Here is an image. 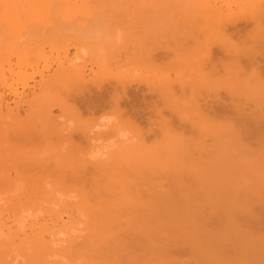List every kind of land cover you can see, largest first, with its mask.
I'll use <instances>...</instances> for the list:
<instances>
[{"label": "rangeland", "instance_id": "obj_1", "mask_svg": "<svg viewBox=\"0 0 264 264\" xmlns=\"http://www.w3.org/2000/svg\"><path fill=\"white\" fill-rule=\"evenodd\" d=\"M81 2L86 4L83 5L81 3L82 6H85L83 7L84 11L89 13V16L87 15L82 17L77 13L74 15V17L69 18L70 22L67 21L69 23L68 24L65 20H63L65 19L64 16L66 13V8H63V13L61 10H59V8H55L52 10V12H49L50 14L48 13V15H46L48 18L45 17L44 20L47 19L48 22H52L54 25H60L61 27L62 25L64 27L65 24V28H67L69 25L67 30L62 27V30L58 29L57 33V29H55L56 25L55 27L53 26V29L50 33H48L47 36L50 37L48 39L50 42H48L47 39H44L46 36L44 37L43 35L41 37L43 38L42 40H40V38L37 40V37L40 36L39 34L41 33H37L38 36H35L36 34H34L33 38L32 36L29 38V44L30 40L32 44L28 45L29 47L26 48V52L31 49L27 52L28 54L26 53V56L31 57L32 62L43 54V57L48 59V61L51 62V65L54 67L53 69H55V63L57 60L55 58H57V55H59L58 53L61 52L63 48L67 47L66 49H68L69 58L77 55L74 63L76 62L77 65L80 64L81 66H84L86 76L85 82H89H87L88 85L86 84V89L70 86L67 89L68 92H66L67 90L64 89L65 92H63V90L62 93H55L54 96H59V101L60 99L62 102L66 101L65 104L67 103V111H64V109H66L65 107L63 109V107H60L58 104H56L58 103L56 101V103H51L52 109L49 106L51 110L52 121L49 122L50 119L48 118L43 120V117L35 118V123L38 125L36 126L33 122L32 125L35 128L30 129V133H32L34 136H37L38 134V136L41 137H35L36 139L31 138L33 139L31 141L36 142V140L40 138L39 142H31L33 144L32 145L31 143L24 141L27 143H25L26 147L24 146L22 149L24 143L21 145V147L19 146L23 141L21 142L19 140L20 143L17 141L19 145L17 147V143L13 142L14 140L12 141L10 139V142L13 144L12 145L10 142L6 143V140L4 142V140H1L0 138L1 145L4 142L3 145L6 147L4 148L0 145V152L5 153L7 158L9 157L8 154H10V157H14L11 158L12 160L10 159L11 161L15 159L14 163L17 159V161H19V159L23 158L21 155L25 156V154H31H29L30 156L28 155L29 157L26 156L28 157L26 159L28 162H16L15 164H13V162L11 163V161L9 162V158L6 160V155L4 156V154H1L2 157L0 155V178L5 177L3 178L4 182L2 179H0V200L1 198H4V200L8 198L7 200L11 202L10 203L7 200L4 201L3 199V201L0 202V204H2L0 205V212L2 214L4 213L2 216V221L6 223L7 227H12V232L16 231L15 229L17 228V225L13 224L12 220H14L15 217L18 220L19 218L17 217L23 210L24 215H20V220H23V222L20 220H18V222L20 221L22 225H26V230L29 229L28 226H30V219L31 221L38 220L39 223L46 222V220L48 221L49 217L52 216L53 210H51V208L50 212H48L46 209H49V206L47 208L44 206L45 210L43 211V205L40 204L42 202L39 203L37 200L39 201V199H43L42 196L44 194L49 195L50 191H52L51 189L54 187V184L60 183L61 185L72 186L76 183V181L79 182L81 178L82 179L80 182H82V184L87 185L91 183V180L97 177V173L94 172L95 170L91 165L89 166V164H87V161H85V156H89V153L91 152L90 150H92L91 146H96V144L92 143L91 134L89 135L90 132L88 134L86 133L90 130L94 131L96 126L93 127V125H97L96 123L99 122L101 116H115L118 118V126L121 131H127L130 133V135L135 134L134 136L138 135V137H141L143 140H145L144 142L149 147H155L162 141V131L164 132L165 129L167 131L166 133H168V136H171L175 141L172 145L171 151L173 150L177 153V155L179 154L177 157H181V160L179 159L181 162H191V165L195 164L194 166H198V168L202 167L204 173L206 171L208 175L210 172L213 173L214 171V177L218 178H216L217 180L215 179V181L217 182L220 179V183H217L220 186H216L213 183L214 179L212 180L214 177L212 176L210 179L206 176V173L201 176L202 172H199L200 175L197 173L194 177L193 175H190L189 177V175L184 174L183 176L186 178H184V180H186L188 183L187 185L189 186V189L187 188V190L184 192H188L189 194L184 193L183 196L172 194L173 196L169 197L167 194L162 195L158 191H152V197L154 200L153 202L157 205L156 206L154 204V207L160 210H156L154 208L158 214H154L155 212L152 213L149 211H145V214L143 212H140V215L138 214V219L140 218L138 222V224L140 223V228H137V231H133V245L131 243V246H129L122 254H120V258L118 259L121 261L118 260L119 264L122 262L123 264H140L142 262L143 264H166V262L163 263L160 260L163 258L162 254L164 255L163 259L166 261L168 260V263L170 262L169 264H216V262L217 264H264L263 252H261L262 255H260V251H264L262 249L264 248V42L261 40V43H258L259 41L255 42L257 37L256 34H259L260 30L263 29L261 28L263 24L261 25L260 30L259 28H256L264 21L260 20L262 17H259L262 16V13H259V15L256 16L253 14L249 16L248 14L245 15V12L242 10V5L247 2L246 0H81ZM207 8L209 10L211 8L212 10L216 8L214 10L222 11L223 14L221 13L220 20L209 16L207 14L208 11L206 12ZM22 13H24V11L19 14ZM1 14L0 28L2 29V25H4V23L6 24L7 22H5V15L1 17ZM28 16L29 14L26 12L21 16L23 17L22 19L24 22L30 18ZM242 16H248L246 18L249 20ZM224 17H226V21L224 20L225 23L222 24L224 22ZM251 18L252 20L254 19V21L250 20ZM255 20H260L261 22L256 24ZM219 21H221V23ZM223 25L224 27H221ZM218 27H220L221 30H219L220 28L218 29ZM255 28L259 31V33L258 31H255ZM215 30H218L220 36L223 35L224 37H222V39L220 38L219 40L222 41L223 39H229V42H231L230 44L227 40L224 41L229 45H232L230 48L232 47L233 49L228 48L230 49V52L225 46H223V41L221 42L218 40L220 42L219 43L217 40H215L217 39L215 35L218 34V32L216 33ZM224 34L227 36V38L224 36ZM32 39H34V43L32 42ZM224 45H226V43H224ZM43 57H39L40 66L43 65ZM52 73L53 72L51 71V74ZM120 77L122 80H125L123 87L116 83L118 80L121 81ZM36 80H38L37 77ZM30 85H33L32 82H30ZM36 88L35 91L38 92V88ZM31 92V90L30 92L29 90L26 91L28 96L31 95ZM3 95L4 101L8 103L12 101V98L8 92L5 91ZM12 105L13 103H10L11 107ZM21 105V108L19 109V118L25 119L24 115L27 114L28 108L26 107L25 103H22ZM196 105L198 108L195 107ZM192 106L194 107L192 108ZM192 110L194 113L196 110H198L197 113L201 112L199 115H201V119H203L204 123H206L205 126L202 122L203 130L205 128L204 132L201 130V132L197 131L198 124L196 123L198 122L197 120L200 118V116L197 120L193 119L196 117H192ZM181 115L187 116L188 118L186 119L188 121L184 120L185 117H182ZM201 119H199V121H202ZM40 121H43V123H40ZM45 121L49 122L50 124L46 123ZM105 123L106 124L101 127H109V125L112 124L111 121H106ZM208 126H213L214 128L217 127L215 128L217 131L215 136L218 139H216L215 142H218L219 144H215L214 139H211L213 134H211V129L209 130ZM39 130H41V132H39ZM206 130L209 131L206 132ZM130 137H132V135ZM2 139L4 138L2 137ZM66 139L68 141H65ZM198 141L200 144L204 145L201 146L199 144L202 148L206 147L205 149H207V153H211L210 155H202V152L197 150L198 147H196L195 143H198ZM202 141L203 143H201ZM220 146L222 151L219 148ZM11 147L13 151L11 150ZM7 148H9V150ZM16 148L18 150L19 148L20 150H24L22 152H25V154H21L19 152L20 154L18 155V153H14L18 152V150L16 151ZM6 149L9 152L8 154L6 153ZM213 149H217V153H215V150L213 151ZM10 150L12 153H10ZM27 150L32 152L27 153ZM72 152L73 157L77 154L79 156L80 153L83 154V156L85 155L83 157L80 154L78 160L75 159V157L74 160H77L76 162L74 160L70 161V159H68V164L72 165V169H80L78 166L82 167L80 169L82 172L80 170L78 172L80 176L78 174L75 176L79 180H74L75 177L72 180V176H70L71 174L69 171H67L68 173H65L67 175L64 174L65 177L67 176V179H64V175L62 174L61 175L63 177L60 179V174L57 175L56 169L52 166L54 161L52 162V160L49 158H51L50 156H54V154L57 153L62 154L60 157L62 158V156L64 157L67 153L71 154ZM218 152L221 153V155L223 154V156H216L219 161H215V165V163L212 162L213 159H216L214 158L213 154H218ZM186 155L187 157H185ZM3 157V160H6V163L1 159ZM210 157L212 160H209ZM246 157L249 159V161L245 163L244 160ZM24 158L22 160H25ZM33 159H35V161H41L40 159H42V161L35 162ZM88 159L89 157L86 160ZM84 162H86L88 168ZM211 162L213 171H208V169H210L208 166H211ZM62 163L63 160L60 161L61 165H63ZM65 163L66 162H64V164ZM68 164L67 166L65 165L66 168L70 166ZM82 164L85 166V168H83L84 166H82ZM184 164L189 165L190 163ZM244 165H246V168ZM243 167L245 168L244 170ZM71 168L69 167L67 169L70 170ZM77 169H75L76 172L78 171ZM242 171H245V173ZM6 172L9 174L8 177ZM205 177H207V180L210 179L209 182L206 180L207 185H205L208 186V183L212 185V187L214 185L216 191L219 190L221 193L225 192L226 195L228 194L227 199H225V196H219L225 194H219L218 192H215L214 188L212 190H214L215 193L213 191V193H209L210 191L207 190L209 187L207 189L201 187V189H205H203L202 192L199 188L200 185L204 183L203 179H205ZM7 179H10L11 182ZM248 179L250 181L253 180L252 183H254L253 186H249L250 188L248 185L249 183H252L250 181L248 182ZM201 180L203 183L199 184ZM223 180L228 183H224L225 185H228V187L222 185ZM145 181L150 185L153 184L152 179H147ZM242 181L244 184L240 183ZM8 182H10L9 184L11 185H8ZM231 182H234V184ZM138 183H140V181ZM47 185L49 187H46ZM241 185L245 187H242ZM221 186H223L226 191L229 190L231 193L224 191ZM229 186L232 187L230 188ZM212 187L210 186L209 190H211ZM216 187L219 188L216 189ZM35 188L37 191L41 189L42 194H40L42 196L38 195L39 191L37 193H33V191L36 190ZM46 188L48 189V193ZM227 188L229 189L227 190ZM198 189L200 192L197 191ZM195 191H197L198 194ZM31 192L33 194H30ZM191 192L193 193L191 194ZM249 192H254V197L257 195L259 196L257 197L258 199L255 198V201L249 203L251 198L253 199V195ZM196 194L201 195L200 198ZM239 194L241 196H245L246 200L247 197H249L250 201L247 202L248 200L246 201ZM247 194L249 196H246ZM33 195H35L34 198ZM47 195L44 196V199L46 201L49 199L48 203H51V197H48ZM189 195H191V197ZM184 196L185 198H183ZM25 197L27 199L30 197V199L27 201ZM214 197L216 200L213 199L212 201L211 199ZM219 197H221V201ZM238 197H241L242 200L240 198L239 201ZM182 198L185 200H183L184 202H182ZM197 198L199 200H197ZM18 199L21 200H19L21 203L17 201ZM189 199L190 202H188ZM217 199L220 203L217 201ZM230 199L232 200L231 202ZM236 199L238 200V203ZM33 201L35 203L34 206H36V203L38 206H30V203L33 205ZM223 201L224 204L221 205ZM228 201L231 205L228 203ZM16 202L18 204L17 206L16 204H13ZM162 202L164 203L162 204ZM216 202H218L220 205L219 207L217 206L218 204L214 206ZM6 203L13 204V207L9 204L7 205ZM182 203H184V206ZM20 204H23L24 206H21ZM26 204L27 206L29 205L28 208ZM244 204L245 206H243ZM163 205L168 207H164ZM18 206L23 207V209L21 208L22 210L20 209L19 211ZM61 206H59L61 207L59 210H62L61 213L64 212L63 216L65 215V219L66 214H71L73 217L75 216L74 213H71L72 211H70L69 208L65 210V204H62ZM176 206H178L179 209L181 208V210L178 211V207ZM185 206H187V208L189 206V208L187 209ZM30 207H32V209ZM37 208L42 209H39L38 211ZM175 208H177V211ZM17 209L18 211H15ZM195 209L196 211H194ZM171 210L174 214H172ZM189 210H191V213ZM24 211H27V214ZM205 211L208 213H205ZM198 212L201 216L198 214ZM169 213L172 216H168ZM30 214L33 216V218L30 216ZM209 214L211 217H209ZM154 215L157 216L155 217ZM164 215L169 218L166 219ZM173 215L179 218L176 219V217ZM21 216H26L25 219L29 217V219H27L29 223ZM140 216L143 217L142 220ZM195 219H198V221L196 222ZM223 219H225V222L221 224L224 221ZM17 220H14V223H16ZM167 221H170V223H167ZM174 221H178V223L181 221L180 225L178 223L176 224ZM184 223L185 225H183ZM171 224L178 225L179 227L174 225L172 226ZM118 225L119 224H117V226ZM118 227V229H125L124 225V228H121V226ZM151 227L154 229L153 232L155 231L157 233L154 232V234L151 232ZM225 227L228 228L226 229ZM171 229L174 232H172ZM191 229H193V232ZM240 229L241 232L237 231ZM206 230H208V232ZM135 231L137 233L134 234ZM171 232L176 234H172ZM140 233H142L141 236L143 238L145 237L144 234L146 236L149 235L151 239H149V237H147L148 240L146 239L149 242L152 241L154 243L156 239L157 243H154L156 249H159L160 251L163 249L165 250L161 252L159 251L160 253H157L155 252L157 250L152 247L155 249V253L152 251L151 255V253L148 252L153 250L152 248H148L151 243L147 242V244L146 241H144L146 237L144 239L141 238ZM148 233H151V235L153 233V235L151 236ZM207 233H209V237L205 236ZM212 235L213 238L211 239L210 237H212ZM196 236L198 237L196 238ZM202 236L205 238L203 237V239ZM138 238L140 239L138 240ZM158 238L160 241H158ZM189 238L190 240L194 239L195 243H193L194 240L190 241ZM219 238L223 242L220 241ZM213 239H215L214 242ZM205 240L207 241L205 242ZM211 241L213 243H210ZM141 242H143V244H141ZM171 242L172 244H170ZM217 242L219 244H217ZM221 242L222 245L220 246ZM197 245L200 246V248L197 247ZM209 245L211 248L208 247ZM141 249L143 250L141 251ZM208 249H212L210 251L211 253ZM257 250L260 253H258V255H256ZM169 252L173 256H170ZM156 253L158 255L155 257L153 254ZM6 256L9 259L10 255H5L4 261L2 260V256L0 257V261L2 260L3 262H6ZM145 256H147V258ZM208 256L212 259L210 260ZM260 256L262 260H259ZM143 257L145 258L143 259ZM170 258H172V260ZM135 259L136 261L138 260V262L133 261ZM155 259H158L159 262ZM175 260L177 262H173ZM144 261L147 263H144ZM20 262L18 264H20Z\"/></svg>", "mask_w": 264, "mask_h": 264}, {"label": "bare ground", "instance_id": "obj_2", "mask_svg": "<svg viewBox=\"0 0 264 264\" xmlns=\"http://www.w3.org/2000/svg\"><path fill=\"white\" fill-rule=\"evenodd\" d=\"M74 1L75 0H25V1L24 0H0V14L2 13L1 17H3V15H5L6 21L5 20L4 21L7 22L6 24L4 23V25H2V29L0 28V89H1V92H0V138H1V140H4V142L6 140V143H9L11 140L12 141L14 140L13 142H15V143H17V141H19V140L21 142L23 141L22 143H20V141L18 142V143H20V146L17 143V147L18 146L21 147V145L24 143L23 146H22V149L24 148V146L26 147L25 143H27V142L28 143H31V142L34 143L35 141H31V140L36 139L35 137H41V136H38V134H37V136L36 135L34 136V135H32V133H30V129L35 128L32 125L33 122L36 125L35 118L43 117V120L48 118V119H50L49 122L52 121L50 107H51V103H56V101L58 102L56 104H58L60 107H63V109L65 107L66 109H64V111H67V107H66L67 103L65 104L66 101L62 102L61 99L59 101V98H58L59 94L57 95L58 97H56V96H54L55 93H57V92H61L62 93V91L64 89L67 90L70 86H76V88L81 87L80 89H86V86L88 85L87 82H89V81L85 82L86 81L85 80L86 76H85L84 66H81L78 63L80 65L79 66V65L76 64V62L74 63V60L77 58V55L69 58V56H68L69 52H68V49H66L67 47L63 48V49L61 48L62 50H61V52L58 53L59 55L56 54L57 58H55V59H57V60H56V63H55V69H53L54 67L51 65V62H49L48 59L43 57L42 53H41L42 56L41 55L39 56V57H43V60H42L43 65L42 66L39 65V59H40L39 57H37L38 59L36 58L32 62L31 61L32 60L31 57H27L26 56V53L29 50H31V49H29L26 52V48L29 47L28 45L32 44L31 40H30V44H29V38H31V36L33 38L34 34H36L35 36H38L37 33H41V34H39L40 36L37 37V40L39 38H40V40H42L43 38H41V37L43 35L44 37L46 36V38H44V39H47V41L50 42L48 40L50 37H47V36H48V33H50L51 30L53 29V26L55 27L56 24L54 25L52 22H48L47 19L44 20L45 17H47L46 15H48L49 12H52V10H54L55 8H59V10H61L62 13H63L64 9L66 8V13H65V16H64L65 19H63L66 22L67 21L70 22L69 18L74 17V15H76L77 13L80 14L82 17L83 16H87L89 14L86 11H84L83 7H85V6H82L83 3L81 2V0H76L75 2ZM246 1L247 2H245L244 5H242V10H243V12H245V15L248 14V16H249V15L253 14L254 16H256V15H259V13L260 14L262 13V16H259V17H262V18H260V20H264V18H263V16H264V0H258V1L257 0H250V1L246 0ZM83 5H86V4H83ZM208 8L206 10V12L208 11L207 14L209 16H212L214 19L216 18L217 20H220L222 11L214 10L216 8H214L213 10L211 8L209 10ZM224 9H225V7H224ZM23 11H24V13L26 12L27 14H29L28 17H30L26 22H24L23 19H22L23 17H21L24 13L19 14V13H21ZM240 12H241V10H240ZM43 16H44V18H43ZM229 16H232V15H229ZM248 16H242V17L246 18ZM41 18H43V19H41ZM225 18L226 17H224L223 21L225 20ZM246 19L249 20L248 18H246ZM250 20H252V18ZM260 20L259 21L255 20V23L259 24V22H261ZM225 21L222 24H224ZM252 21H254V19ZM219 22L221 23V21H219ZM220 23H219V25H220ZM256 24H254V25H256ZM262 24L264 26V21L261 24H259L260 26L256 25L257 26L256 28H259V30L261 28H263V29L260 30V33L255 28L256 29L255 31H258V33H259V34H256L257 37L255 39V42L259 41L258 43H261L260 40L264 42V27L263 26L261 27ZM57 26L58 25H56L55 29H57L56 31L58 33V29L62 30L63 25H62V27L60 25L58 26V27H61V28H58ZM65 26L66 25L64 24L63 28L67 30L69 25H68L67 28H65ZM221 27H224V25L221 26ZM219 28L220 27H218V29ZM219 30H221V28ZM70 32H71V30H70ZM217 32H218V34H217L218 36L215 35L214 32L213 33H214V35L217 38L215 40H217V42H219V41H221L219 39L220 38L222 39L223 35L220 36V33H219L218 30L216 31V33ZM214 35H212V36H214ZM224 36H226V35L224 34ZM226 38H227V36H226ZM34 39H32V42H33ZM224 40H227L229 42V39H223L222 41L224 43H226V45H224V43H223V46H225L227 49L230 48V46H232V45H229L231 42H229V44H228ZM51 42H53V41H51ZM228 45H229V47H228ZM230 49H228L229 52H230ZM13 60H14V62H13ZM51 71L53 72L52 74H51ZM36 77L38 78V80H36ZM120 80L121 81L118 80V82H116V83L119 86L123 87L125 80H122L121 77H120ZM30 82H32V84H33L32 86L30 85ZM182 84H183V82H182ZM82 86H84L85 88L82 87ZM36 87L38 88V92L35 91ZM27 90H29V92H30V90L32 91L31 95L28 96V94L26 93ZM65 90L63 92H65ZM5 91L8 92L9 95L11 96V98H12L11 100L12 101H10V103H13L14 106L12 105V107H11L10 103L4 101V95L3 94L5 93ZM71 91H72V89H71ZM66 92H68V90ZM73 92H75V91H73ZM69 93H71V92H69ZM64 94H66V93H64ZM64 94H62V95H64ZM22 103H25L26 107L28 108V112L26 111L27 114L24 115L25 119L19 118V116H20L19 115V112H20L19 109L21 108L20 105ZM21 106H23V105H21ZM193 107L194 106H192V108ZM195 107L198 108L197 105ZM51 109H52V107H51ZM197 111L198 110H196L195 113H194L193 110H192L193 113L191 114L192 117L193 116L196 117V118H193L195 120H197L199 116H200L199 119H201V115H199L201 112L197 113ZM181 116L185 117L184 120H187L186 118H188L187 116H183V115H181ZM199 119L197 120L198 122L196 123V124H198L197 126L199 128V129L197 128V131L201 130L202 132H204L205 128L203 130V124L206 126V123H204L203 119H201L202 121H199ZM41 122L43 123V121H40V123ZM49 122H46V123H49ZM202 122H203V124H202ZM96 124H98V123H96ZM31 126H32V128H31ZM94 126H96V125H93V127ZM101 126H103V125H101ZM104 127H106V126H104ZM107 128H108L107 131H92V130H90V131H87V133L85 132L86 134H88L90 132L89 135L91 134V140H92V143H94V144H96L95 143L96 141H103V142L107 143V142L113 141V140H115V142L117 144V147L114 150H112V151H110L108 153V158L107 159H97V160L88 159V160H86L89 156L87 155L88 157H86L84 155L85 158H86L85 161H87V164H89V166L91 165L92 168L95 170L94 172L97 173V177L94 178L93 180H91V183H89L87 185L86 184H82V182H80V180L82 178L79 180L78 178L75 177L82 167L78 166V167H80V169H77V168L72 169L73 168V167L71 168L72 165L68 164V159H70V161H72L76 157L75 159L78 160V157L80 156L81 153L79 154V156L77 154L74 157H73V152L71 153L72 155L67 153L64 157L62 156V158H60L61 155H62L60 153L59 154L58 153L54 154V156L53 155L50 156L51 158H49V159H51L52 162L54 161L53 163L51 162L52 166L56 169L57 175L60 174V176H59L60 179H61V177H63L62 175H64L65 173H68L67 171H69V173L71 174L70 176H72V180L75 177L74 180L78 179L79 182L76 181V183L75 184L73 183L74 185H72V186L71 185L70 186L61 185L60 183L54 184L53 189H51L52 191H50V189H49V191H50L49 195L44 194L43 196L41 195L42 194L41 189L38 190L39 192L36 189L37 187H41V186H37L35 188L36 190H34L33 193H37L38 192V195H41L43 199H44V196H46V195L48 197L49 196L51 197V200H50L51 203L50 202L48 203L49 199H47V201L45 199L44 200L43 199H39V201L37 200V202H39V203L42 202L40 204L43 205V208H44V206H45V208H47L49 206L48 207L49 209H46V210H48V212H50V209L52 208L51 210H53L52 211L53 214L50 217L48 216L49 217L48 221L46 220V222L39 223L38 220H34V221L32 220L31 221V219H30L29 220L30 221V226H28L29 229L26 230L25 229L26 225H22L21 222H23V220L22 221L20 220L21 219L20 215L23 214V210H22L23 207H19L18 206L19 211L22 208L21 209L22 210L21 214H19V216L17 217V218H19L18 220H20L21 222L19 221L20 222V224H19V222L16 219V217H15L14 220H17L16 223H18L19 225L14 223V220H12L13 224L17 225L16 226L17 228L15 229L16 231L12 232L11 231L12 227H9V226L7 227L6 223L4 221H2V216L4 215V213L2 214L0 212V257L2 256L3 257L2 260L4 261V256L5 255H10V257L8 256L9 259L6 256V259H7L8 262L7 261L3 262L1 260L2 262L0 261V264H16V263L18 264L20 261H21L20 264H119L118 260H120V259H118V258H120V254H122L129 246H131V243L134 242V240H133V231L134 230L137 231V228H140V226H139L140 223L138 224L139 219H140V218L138 219V216L140 215L139 213L140 212L144 213L145 211L146 212L149 211V212H152V213L155 212L154 214H158L156 212V210L158 208L156 209V207H154L155 203L153 202L154 200H153V197H152V194H153L152 191H158L162 195L167 194V196H169V197L170 196L172 197L175 194L183 196L184 193H185L184 191H186L187 188L189 189V186L187 185L188 183L186 182V180H184L185 176H183V175L187 174V175H189V177H190V175H193V177H194L197 173L200 175L199 172H202L201 176H203V174L206 173V176L211 179L212 176L213 177L215 176V175H213V174H215V172L213 171L212 162L215 163V161L216 162L219 161V159H217V157H216L217 155L221 156V157L223 156V154L221 155V153L218 152V154H213L214 158H216L215 160L214 159L212 160L211 157H210L209 160H212V162H211V166L210 165H209L210 167L208 166V168H210V169H208V171L212 170L213 173L210 172L209 175H208V173L206 171L204 173L203 168L201 166L200 167L202 168V170H201V168H198V166L197 167L194 166L195 164L191 165V162H185V161L181 162L180 161L181 157L180 158L177 157L179 154L177 155L176 152H174L173 150L171 151L172 145H173V143L175 141H174V139L171 136H168V133H166L167 131L165 129H164V132L162 131V134H163L162 141L155 147H149V146L146 145V143L144 142L145 140H143V138L138 137V135L134 136L135 134L134 135L131 134L132 137H130L131 136L130 135L127 140H121L120 139L121 130H120L119 126L110 124L109 127L107 126ZM215 128H217V127H215ZM215 128L213 126H208V129L209 130L211 129L210 130L211 134H213L212 135L213 138L211 137V139H214V143L215 144H219L218 142H215L216 139H218L215 136L216 132H217ZM209 130H206V132H208ZM37 131H38V129H37ZM31 132H32V130H31ZM39 132H41V130H39ZM39 132H37V133H39ZM219 132H221V131H219ZM44 133H46V132H44ZM110 135H111V137H110ZM2 137L4 139H2ZM31 138H33V139H31ZM39 139H37L38 141L36 140L35 143L39 142ZM1 140H0V145H1ZM24 141H27V142H24ZM65 141H68V140L66 139ZM93 141H95V142H93ZM4 142H3V144H4ZM201 143H203V141ZM3 144L1 145L2 147H4ZM195 144H196V147H198L197 150H199V152H202V155H206L207 156V155L211 154V153H207V151H206L207 149H205L206 147H204V148L201 147V146H204V145L200 144L199 141H198V143H195ZM217 146H219V145H217ZM95 147L96 146L92 145L91 146L92 150H90V151H93ZM4 148H6V147H4ZM27 148H28V146H27ZM219 148L221 150V146ZM7 149L9 150V148H7ZM22 149L20 150V148H19V150H20L19 151L16 148V151L18 150V152H14V153H18V155L20 153L21 154L22 153L25 154V152H22V151H24ZM8 150H7V152L5 151L7 154L9 153ZM11 150H12V147H11ZM214 150L215 149H213V151ZM223 150H224V148H223ZM3 151H4V149H3ZM12 151L10 153H12ZM216 151H217V149L215 150V153H217ZM29 152H32V151H28L27 150V153H29ZM208 152H209V150H208ZM1 154H4V156L6 155L3 152H0V155ZM29 154H25V156L21 155V157L22 156H23V158L25 157L24 158L25 160H22L23 159L22 158V159H19V161H17L18 160L17 159L16 162L17 163L18 162H21V163L23 162L24 163V161L26 162L27 161L26 159L31 155V154L30 155ZM81 155L83 156V154H81ZM183 155H185V154H183ZM8 156H9L8 157L9 158L8 161L10 162L12 160L11 158H14V157H10V154H8ZM26 156H28V157H26ZM1 157H2V155H1ZM21 157H19V158H21ZM36 157H35V159H36ZM185 157H187V155ZM5 158H6V160L8 159L7 155L5 156ZM39 158H41V157H39ZM46 158H47V156H46ZM64 158H65V161H64ZM1 159L3 160L4 157L1 158ZM35 159H33V160L35 161ZM60 159L63 160V163H62L63 165L60 164V161H62ZM6 160L5 161L3 160V162L6 163ZM14 160L11 161V163L13 162V164H15L16 162L14 163ZM20 160H22V161H20ZM40 160L42 161V159H40ZM38 161H35V162H38ZM41 161H39V162H41ZM244 161L246 163L247 161H249V159L246 157ZM64 162H66L68 165H70V166L67 167V168L70 167L71 168L70 170L66 168L67 164L66 163L64 164ZM81 162H83V161H81ZM84 163H85V165L87 167L86 162H84ZM184 163H190V164L188 165V164H184ZM73 164L75 165L74 162H73ZM192 164H193V162H192ZM215 165H216V163H215ZM82 166H84V165L82 164ZM244 166L246 168V165H244ZM83 168H85V166ZM245 168L243 167V170ZM75 169H77L78 171L76 172ZM198 169H200L201 171L198 170ZM204 169H205V167H204ZM242 172L245 173V171H242ZM65 175H67V174H65ZM65 175H64V179H67L66 178L67 176L65 177ZM8 176H9V174L7 175V177ZM207 177H205V179H203L204 183L202 182V180L200 181V183L198 182L199 184L203 183L202 185H200V188H199L201 191L204 188L207 189L208 187L210 188V186L212 187V185H210L209 183H208V186H206L207 185L206 184V180H207L206 178ZM246 177H247V175H246ZM3 178H5V177H3ZM3 178L1 177L0 179H2V181H3ZM216 178L214 177V178H212V180L214 179L213 183H214V185L217 186V185H219L217 183H220V179H219V181L216 182L215 181ZM64 179H63V181H64ZM147 179H149V180L152 179L153 184L152 185L148 184L145 181ZM210 179H208L207 182H209ZM245 180H246V178H245ZM5 181H6V179H5ZM8 181H10V179ZM139 181H140V183H138ZM249 181L250 180L248 179V182ZM252 181L253 180H251L250 182L252 183ZM10 182H8V185H11V184H9ZM69 182H70V180H69ZM215 182H216V184H215ZM222 182L221 183L224 186L225 185L224 183H226V182L224 180ZM227 182H229V181H227ZM231 183L234 184V182H231ZM240 183L242 184L243 181L240 182ZM226 184H228V183H226ZM253 184L254 183H252V184L249 183L248 187L251 186V185L253 186ZM214 185L211 188V190H209V188L207 189L208 191H210L209 193H213L214 192V190H215V188H214L215 186ZM229 185H232V184H229ZM223 186H221V187L223 188ZM225 186L228 187V185H225ZM245 186H246V184H245ZM245 186H242V187H245ZM46 187H49V186L47 185ZM201 187H204V188L201 189ZM213 188H214V190H212ZM218 188L219 187H216V189H218ZM199 189L197 191H199ZM228 189L229 188H227V190ZM244 190H245V188H244ZM197 191H195V192L198 194ZM224 191H226V189H224ZM193 192H194V190H193ZM193 192H191V194ZM215 192H218L219 194H223V193L225 194V192L221 193L219 190L218 191L215 190ZM226 192L228 193L230 191L228 190ZM254 192H252V193L249 192L250 194L253 195V199L251 198V201L249 200V197H247V200H248L247 201L245 196H243V195L241 196L240 194L239 195L241 197H243L247 202L250 201L249 203H251L252 201H255V198L259 197L256 194H255L256 196L254 197V194H253ZM33 193L31 192L30 194H33ZM45 193H46V191H45ZM47 193H48V189H47ZM186 193H188V192H186ZM209 193H208V195H209ZM237 193H238V191H237ZM1 194H3V193H1ZM243 194H244V192H243ZM213 195H215V194H213ZM216 195H217V193H216ZM34 196L35 195H33V198H34ZM36 196H37V194H36ZM41 196H40V198H41ZM189 196L191 197V195H189ZM197 196L200 198L201 195H197ZM219 196H222V197L225 196L226 197L225 199H227L228 194L227 195L226 194L225 195H219ZM236 196H237V194H236ZM246 196H249V195L247 194ZM26 197H25V199L28 201V199H30V197H28V199ZM229 197H232V196H229ZM241 197H238L239 201H240ZM183 198H185V196ZM183 198L181 199L182 202L185 201ZM217 198H218V196H217ZM220 198L221 197H219V199ZM2 199L4 200V198H1L0 202L3 201ZM7 199H5V200H7ZM201 199H203V198H201ZM213 199L216 200L215 197L212 198L211 200L213 201ZM19 200L20 199H18L17 201L20 202L21 200L20 201ZM197 200H199V199L197 198ZM221 200L222 199H220V201ZM241 200H242V198H241ZM217 201L219 202L218 199H217ZM231 201L232 200L230 199V202ZM8 202H10V201H8ZM164 202H165V200H164ZM164 202H162V204ZM188 202H190V199L188 200ZM218 202H216V204H214V206L217 205ZM25 203H26V201H25ZM44 203H46V204H44ZM228 203H229V201H228ZM237 203H238V200H237ZM6 204L8 205L9 203H6ZM13 204H16V206L18 205L17 202L13 203ZM13 204H9V205L12 206ZM27 204H26V206H27ZM62 204L66 205V207H64L65 210L69 208L70 211H72L71 213H74L75 216L73 217L71 214L68 215V214L65 213L66 214V219H65L64 218L65 215L63 216L64 212L61 213L62 210H59V209H61V207H63V206H61ZM182 204L184 206V203H182ZM223 204H224V201L221 203V205H223ZM0 205H2V204H0ZM20 205L22 206L23 204H20ZM34 205H35L34 201H33V205H32V203H30V206H32V207ZM232 205H233V203H232ZM247 205H249V204H247ZM36 206H38L37 203H36ZM36 206H34V207H36ZM59 206H61V207H59ZM183 206H182V208H183ZM189 206H188V208H189ZM217 206L219 207L220 205L218 204ZM236 206H238V205H236ZM243 206H245V204ZM28 207H29V205L27 206V208ZM32 207H30V208L32 209ZM39 207H42V206H39ZM166 207H168V206H166ZM176 207H178V206H176ZM225 207H226V204H225ZM246 207H248V206H246ZM27 208H25V209H27ZM45 208L43 209V211L45 210ZM55 208H56V210H55ZM154 208L156 210H154ZM185 208H187V206H185ZM4 209H5V207H4ZM39 209H42V208H39ZM39 209L37 208L38 211H39ZM184 209H182V210H184ZM219 209H221V208H219ZM10 210H12V209H10ZM65 210H63V211H65ZM152 210H154V211H152ZM158 210H160V209H158ZM175 210L177 211V208H175ZM179 210H181V208L179 209V207H178V211ZM242 210H244V209H242ZM15 211H18V209L15 210ZM29 211H31V210H29ZM189 211L191 213V210H189ZM194 211H196V209ZM219 211H221V210H219ZM163 212H164V210H163ZM192 212H193V210H192ZM159 213H160V211H159ZM205 213H208V212L205 211ZM215 213H217V212H215ZM35 214H36V210H35ZM172 214H174L173 211H172ZM178 214H179V212H178ZM187 214H188V212H187ZM198 214H199V212H198ZM170 215L171 214L169 213L168 216H170ZM199 215H198V217H199ZM219 215H221V214H219ZM244 215H246V214H244ZM30 216H31V214H30ZM173 216H175V215H173ZM205 216H206V214H205ZM21 217H23V216H21ZM31 217L33 218V216H31ZM140 217H141V220H142L143 217L142 216H140ZM148 217H149V214H148ZM158 217H159V215H158ZM165 217H166V219L169 218L167 216H165ZM175 217H176V219L179 218V217L177 218V216H175ZM209 217H211L210 214H209ZM23 218L25 219L26 216H24ZM37 218H38V216H37ZM170 218L173 219L172 217H170ZM193 218H195V217H193ZM27 219H29V217ZM27 219H25V220L27 221ZM200 219H201V217H200ZM223 220L224 221L221 224H223L225 222V219H223ZM29 221H27V222L29 223ZM160 221H162V220H160ZM170 221H167V223L168 222L170 223ZM197 221H198V219L196 220V222ZM120 222H122V223H120ZM174 222L176 224L178 223V221L177 222L174 221ZM180 222L178 223L179 225H180ZM149 223H151V222H149ZM185 223L183 225H185ZM201 223H202V220H201ZM23 224H25V223H23ZM117 224H119L118 226H121V228L124 225L125 229H118L119 227L117 226ZM174 226L179 227L178 225H174ZM228 227H225V228L227 229ZM233 227H234V225H233ZM173 228H176V227H173ZM194 229H196V228H194ZM222 229H223V227H222ZM153 230L154 229L152 228L151 232H153ZM192 230L193 229H191V231ZM136 231L134 232V234L137 233ZM141 231H142V229H141ZM156 231H157V229H156ZM206 231L208 232V230H206ZM237 231L241 232V229L237 230ZM172 232H174V231L172 230ZM153 233H152V235H153ZM155 233H157V232H155ZM141 234L142 233H140V236H141ZM148 234L151 235V233H148ZM168 234H169V232H168ZM172 234H176V233H172ZM185 234H187V233H185ZM208 234L209 233H207V235H205V236H208ZM144 236L146 237V238L144 237L145 238L144 241H146V243L147 242L151 243L148 248L149 249H151L152 247L155 248L156 246L154 245V243L156 242V239H155V241L153 243L152 241H150V242L147 241L148 240L147 237H149V239H151L149 235L146 236L144 234ZM135 237H134V239H135ZM197 237L198 236H196V238ZM203 237L204 236H202V238ZM141 238H143V237L141 236ZM174 238H176V237H174ZM210 238L212 239L213 235ZM139 239L140 238H138V240ZM161 239H163V238H161ZM189 240H190V238H189ZM193 240H190V241H193ZM214 240L215 239H213V242H214ZM158 241H160L159 238H158ZM206 241L207 240H205V242ZM220 241H222V240L220 239ZM213 242L211 241L210 243H213ZM218 242H219V240H218ZM218 242H217V244H219ZM222 242H221L220 246L222 245ZM152 243H153V245H152ZM160 243H158V244H160ZM193 243H195V240H194ZM199 243H201V242H199ZM141 244H143V242H141ZM170 244H172V242ZM215 244H216V242H215ZM132 245H133V243H132ZM210 245H212V244H210ZM210 245L208 247H210ZM160 246H163V245H160ZM195 246H196V244H195ZM197 247L200 248V246H198V245H197ZM154 248H152L153 250L148 251V252L151 253V255H152V251L154 252L155 249H156V248L155 249ZM193 248H195V247H193ZM219 248H221V247H219ZM223 249H224V247H223ZM262 249L264 250V248H262ZM142 250L143 249H141V251ZM156 250L157 251H155V252L160 253L161 251H163L165 249H163L161 251L159 249H156ZM208 250H209V252L211 251L210 249H208ZM259 250H261V249H259ZM145 252H147V251H145ZM261 252H263V255H264V251H260V253ZM157 253L153 254V255L156 257V255H158ZM169 253H168V255H169ZM258 253L259 252L257 250V254L256 255H258ZM198 254H199V252H198ZM260 255H262V253ZM162 256L164 258L163 254H162ZM170 256H173V255H171V253H170ZM145 257L147 258V256H145ZM145 257H143V259ZM163 258L160 259L161 262H163V263L166 262V264H167L168 260L166 261ZM208 258H210V260L212 259L209 256H208ZM148 259H147V261H148ZM170 259L172 260V258H170ZM176 260L173 261V262H177ZM248 260H249V258H248ZM259 260H262L261 256H260ZM133 261H136V259L133 260ZM156 261H158V259ZM256 261H258V260H256ZM136 262H138V260ZM144 263H147V262L144 261ZM209 263H211V262H209ZM120 264H123V262L120 263ZM140 264H143V262L140 263ZM216 264H217V262H216ZM218 264H220V263H218ZM252 264H255V263H252Z\"/></svg>", "mask_w": 264, "mask_h": 264}, {"label": "clouds", "instance_id": "obj_3", "mask_svg": "<svg viewBox=\"0 0 264 264\" xmlns=\"http://www.w3.org/2000/svg\"><path fill=\"white\" fill-rule=\"evenodd\" d=\"M122 35V33H121ZM106 121H111L113 125L118 126L119 125V121L118 118L115 116H101L99 119L98 124L96 125L94 131H107L108 128L107 127H101V125H104ZM130 133H128L127 131H121L120 132V139L121 140H127L129 137ZM117 147V144L115 142V140L113 141H109L107 143L103 142V141H97L96 142V147L94 148L93 151H91L89 153V159L91 160H97V159H107L108 158V153L112 150H114Z\"/></svg>", "mask_w": 264, "mask_h": 264}]
</instances>
